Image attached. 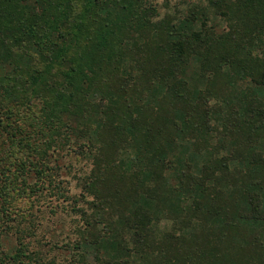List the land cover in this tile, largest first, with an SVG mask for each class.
Segmentation results:
<instances>
[{
  "label": "trees",
  "instance_id": "16d2710c",
  "mask_svg": "<svg viewBox=\"0 0 264 264\" xmlns=\"http://www.w3.org/2000/svg\"><path fill=\"white\" fill-rule=\"evenodd\" d=\"M153 3L0 0V264H61L33 208L68 200V264H264V0Z\"/></svg>",
  "mask_w": 264,
  "mask_h": 264
},
{
  "label": "rangeland",
  "instance_id": "374dc122",
  "mask_svg": "<svg viewBox=\"0 0 264 264\" xmlns=\"http://www.w3.org/2000/svg\"><path fill=\"white\" fill-rule=\"evenodd\" d=\"M200 1L205 2L206 0H154L153 4H155L158 8L157 12L160 14L159 18H163L166 14H170L173 19H176L186 16L189 13V8L195 4L199 5ZM212 16V14H209V17ZM209 26L216 29L218 27V21H214L212 19L211 23H209ZM68 149H65L63 150V152L58 153L57 159L54 161L56 162V165L58 167H61L56 180L60 183L61 186L67 187L69 189L68 195H71L77 194L79 192L77 184L78 182H82L80 178L88 172L91 166L86 160H83L81 157H77L75 149ZM77 203V206H82L79 202ZM27 204L28 202L25 200L23 204L20 205V207L26 209ZM55 204L57 203L51 202V205ZM73 205L75 204L71 200H68L64 203L66 210L73 215H68L67 213L62 214L61 211H58L54 208L50 209V204L47 206L44 201L39 202V206L41 207L40 211L36 210L37 204L33 208V212L36 215L34 232L36 233V236L41 240L43 249L45 251L52 249L53 256L60 260L61 264H68L69 260L75 257V252L72 248V241L77 238L78 232L75 228V225L77 222H79L80 224L83 223V220L79 218L76 209L74 213L71 212ZM102 209L103 210L101 211L105 218L106 216H109V213L116 209V205L114 204V208L108 206L107 209L110 210L105 211L106 206L104 204ZM172 225V220H164L160 222L159 227L160 229L166 230ZM13 240L14 239L11 240L8 248L14 246L15 241ZM52 246L53 248H51ZM88 264H97V262L94 261L93 258H91L88 260Z\"/></svg>",
  "mask_w": 264,
  "mask_h": 264
}]
</instances>
